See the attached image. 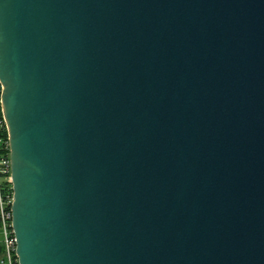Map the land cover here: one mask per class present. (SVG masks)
<instances>
[{
    "label": "water",
    "instance_id": "1",
    "mask_svg": "<svg viewBox=\"0 0 264 264\" xmlns=\"http://www.w3.org/2000/svg\"><path fill=\"white\" fill-rule=\"evenodd\" d=\"M18 264H264V0H0Z\"/></svg>",
    "mask_w": 264,
    "mask_h": 264
},
{
    "label": "built area",
    "instance_id": "2",
    "mask_svg": "<svg viewBox=\"0 0 264 264\" xmlns=\"http://www.w3.org/2000/svg\"><path fill=\"white\" fill-rule=\"evenodd\" d=\"M9 169L6 127L0 110V181L4 179L10 183ZM10 203L11 191H7L5 194L0 191V236L2 245L0 264H18L15 254V239L10 224Z\"/></svg>",
    "mask_w": 264,
    "mask_h": 264
},
{
    "label": "trees",
    "instance_id": "3",
    "mask_svg": "<svg viewBox=\"0 0 264 264\" xmlns=\"http://www.w3.org/2000/svg\"><path fill=\"white\" fill-rule=\"evenodd\" d=\"M0 191L2 194H5L7 191H11L10 183H8L6 180L1 179L0 181Z\"/></svg>",
    "mask_w": 264,
    "mask_h": 264
},
{
    "label": "crops",
    "instance_id": "4",
    "mask_svg": "<svg viewBox=\"0 0 264 264\" xmlns=\"http://www.w3.org/2000/svg\"><path fill=\"white\" fill-rule=\"evenodd\" d=\"M1 251H2V245H1V236H0V254H1Z\"/></svg>",
    "mask_w": 264,
    "mask_h": 264
}]
</instances>
